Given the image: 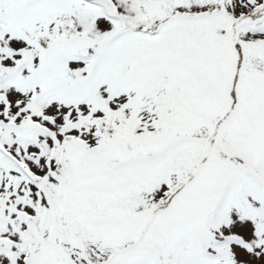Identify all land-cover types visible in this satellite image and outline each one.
<instances>
[{"label": "snow or ice", "instance_id": "snow-or-ice-1", "mask_svg": "<svg viewBox=\"0 0 264 264\" xmlns=\"http://www.w3.org/2000/svg\"><path fill=\"white\" fill-rule=\"evenodd\" d=\"M0 264H264V0H0Z\"/></svg>", "mask_w": 264, "mask_h": 264}]
</instances>
